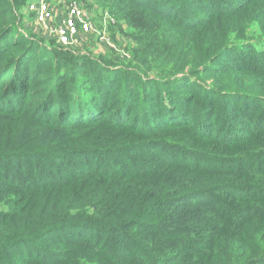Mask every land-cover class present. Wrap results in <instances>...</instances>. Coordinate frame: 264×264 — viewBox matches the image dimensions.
<instances>
[{"label":"trees","instance_id":"1","mask_svg":"<svg viewBox=\"0 0 264 264\" xmlns=\"http://www.w3.org/2000/svg\"><path fill=\"white\" fill-rule=\"evenodd\" d=\"M36 1L0 0V264H264V0H94L116 61Z\"/></svg>","mask_w":264,"mask_h":264},{"label":"built area","instance_id":"2","mask_svg":"<svg viewBox=\"0 0 264 264\" xmlns=\"http://www.w3.org/2000/svg\"><path fill=\"white\" fill-rule=\"evenodd\" d=\"M28 12L34 16L35 22L44 26L45 32L50 37H54L56 42L61 47H76L86 41L88 35H95L99 40L109 43L108 37L99 36L103 34L98 32L92 23L91 15L81 9L76 1L68 2L64 5L60 12L62 13L60 21L55 25L48 26L49 17L53 14L49 3L46 0H38L35 3H30L27 6ZM104 22H111L114 20L108 13L104 15Z\"/></svg>","mask_w":264,"mask_h":264},{"label":"rangeland","instance_id":"3","mask_svg":"<svg viewBox=\"0 0 264 264\" xmlns=\"http://www.w3.org/2000/svg\"><path fill=\"white\" fill-rule=\"evenodd\" d=\"M72 1L78 2L81 9H83L85 12L91 15L93 27L98 31H103V34L99 36L108 37L110 39L109 42L110 44H105L104 41L99 42L98 40H96L95 37H92L91 40L95 45L93 47V49H95V52L99 55L106 56L110 60H114V61L121 60L123 56H126L127 53L125 54L123 51H125L126 45L130 42V39L128 38V36H126L125 30L124 29L122 30L121 27L118 28L114 27L109 22H106L105 25L104 15L105 13H108L107 10H104L101 7H99L94 2V0H63V4L65 5L66 3ZM48 2L49 5L52 4L50 6L53 14L49 17L47 25L52 26L60 21V16H59L60 14L58 13V9L61 8L59 6H62L61 5L62 1L48 0ZM24 20H25V23L23 25L24 29L42 38L48 36L47 33L45 32L44 26L37 24L35 22L33 15L27 16L26 18H24ZM109 25H112V27H110Z\"/></svg>","mask_w":264,"mask_h":264},{"label":"crops","instance_id":"4","mask_svg":"<svg viewBox=\"0 0 264 264\" xmlns=\"http://www.w3.org/2000/svg\"><path fill=\"white\" fill-rule=\"evenodd\" d=\"M58 13L60 14L59 16L61 17L62 13L60 12V10L58 9Z\"/></svg>","mask_w":264,"mask_h":264}]
</instances>
